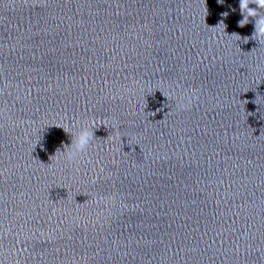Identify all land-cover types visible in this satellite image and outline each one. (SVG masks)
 Segmentation results:
<instances>
[{
	"label": "clouds",
	"instance_id": "9594fccd",
	"mask_svg": "<svg viewBox=\"0 0 264 264\" xmlns=\"http://www.w3.org/2000/svg\"><path fill=\"white\" fill-rule=\"evenodd\" d=\"M217 3L224 5L225 0H217ZM250 4L255 5V7H249ZM227 7L231 12L236 11L231 5H228ZM239 10L242 19L237 22L238 27L243 28L250 22L249 18L254 19V30L250 37L245 36L242 38L243 42L248 43L249 40H255L260 43L264 40V12L261 11L264 10V0H239ZM230 11H223L219 14L221 19L218 22V25L223 24L226 28L224 20L230 15ZM233 34L241 39L239 34ZM93 138V131H90L87 127H81L74 135H72L71 145L65 146L64 150L61 151L64 154L65 159L69 162H74L80 154L86 151Z\"/></svg>",
	"mask_w": 264,
	"mask_h": 264
}]
</instances>
